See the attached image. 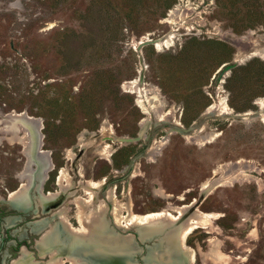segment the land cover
<instances>
[{"label":"rangeland","instance_id":"obj_1","mask_svg":"<svg viewBox=\"0 0 264 264\" xmlns=\"http://www.w3.org/2000/svg\"><path fill=\"white\" fill-rule=\"evenodd\" d=\"M143 127L148 139L117 142ZM40 152L54 164L46 182ZM230 163L237 180L202 193ZM62 172L76 196L62 192ZM99 181L83 211L107 210L89 242L56 214L81 229V185ZM183 206L217 215L185 239L194 264H264V0H0V264H188L172 244L176 220L128 226L133 215L178 219Z\"/></svg>","mask_w":264,"mask_h":264},{"label":"bare ground","instance_id":"obj_2","mask_svg":"<svg viewBox=\"0 0 264 264\" xmlns=\"http://www.w3.org/2000/svg\"><path fill=\"white\" fill-rule=\"evenodd\" d=\"M142 103H140L141 104L140 106H142L143 109L146 111V108L147 107L145 108ZM153 105H155V104H153ZM147 110H148V108H147ZM213 111H215V110L210 109L208 112L210 114ZM154 112H155V114H158L159 113L158 107H156L154 109ZM10 117L11 118H15V121H12V122L20 121L19 119H24L25 120V115H15V114H12ZM32 123L37 126V127H35V128H38L37 131L41 129L40 124H39V121L34 120V121H32ZM16 130H18V129L16 128ZM26 135H29V134L26 132ZM39 139H41V136H40ZM203 139L204 140H207V137H205ZM26 140H25V138L22 140V144L23 145L25 144L24 141H26ZM41 145L44 146V143L43 144H39V146H41ZM159 149L160 148L157 149L155 147L151 148L149 157L153 158L154 156H156L157 154H159ZM38 155L40 157H45L43 182H46L47 181V177H48V173L52 172L53 169H54V164L51 161L50 153L49 152H40ZM70 158H72V155H71ZM237 165L240 166L241 164L240 163L239 164L230 163V164H226V165H223L222 167H220L219 170L217 171L221 175L220 178H218L214 183H212V180L211 181L208 180L207 182H205V184L203 185L202 190H201L202 193L209 192L212 189V187L215 186V185H217V184H222V183H225V185L233 184V182H235L237 180V176H238V173H239L238 170H237V169H239V166H238L237 169H235V166H237ZM28 170H29V164H27L26 168L24 169V171L20 175V178L22 180H24V181H26L28 179L27 178L28 177V172H29ZM59 178H60L59 185L62 188V192L71 191L69 193H71L72 195H74L75 192H76V190H75L76 188H73L72 189V187H73L72 186L73 185L72 182L73 181L72 182L69 181L68 178H67V175L64 172H62L60 174V177ZM81 186H82L81 188H83L84 193H86V195L88 197L90 196V201L89 200H86L85 201V200H82L81 198L80 199L78 198L79 200H77L78 201L77 204H79V206L81 208L80 215L78 217L80 219L79 221H80L81 229H75V228H73L68 223V220H67L68 218L66 217L67 214H66V211L64 209L61 210L60 212H58V214H56V215L57 216L59 215V219L61 221L60 223L64 224V226H66V229L70 231V234L74 235L77 238L80 237V239L88 238L89 237V239H90L89 242H91V239H95V240L97 239V235H96L95 228H94L93 225H95L97 222H100V224H101L102 219H103V212L107 210V200L105 202L103 201L99 206H96L95 205L96 207L93 210H91L89 212V214L85 213V211H83V210H85L84 206L86 207L87 205L88 206L89 205H92L94 199L97 198V194L99 193V191H101L102 188L105 186V182L104 181H99V182H96V183L84 182V183H82ZM26 189H27V185L24 183L22 185V187L17 192L12 193L10 195V201L15 202L16 199L21 198L23 196L24 192L26 191ZM62 192L61 193L60 192L50 193L49 195H46V197L52 198L53 200H57L59 202L61 200V198L63 197V193ZM74 196H76V195H74ZM108 199L110 201H113L114 202V209H113L112 212H113V215L116 218V220H115L116 221L115 224L117 226L116 229L117 228L118 229L119 228H123L122 226H120V224H121V217H120L121 207H119V205L117 203V195H116V193L114 191H111L110 193L108 192ZM76 202H75V204H76ZM189 208L190 207H188V206H183V207L177 208L175 210V212H177L178 215H179V218L178 219H176V217H173L172 215H170L168 213L169 211L168 212H162V213H153V214H149L147 216L133 215V217L130 219V222H129V225L128 226L129 227H137V228H140V229H144V228L145 229H147V228L152 229L155 226L164 225V224H167V223H172V222H174L176 220L177 223L174 224L173 227L171 228L172 229V233L175 236L174 239H173V241H172V244H174V246H176V247H178L180 249V252L182 253V256L186 257V260H187L186 262L188 264H194L195 263V261H194V252L185 245V239H186L187 235L189 234V232L191 230H193L195 228H198V227H203L205 221L208 218L215 219L217 217V215L216 214L204 215L201 211H199L197 209L195 211L194 210L193 211H190ZM130 230H132V229H130ZM51 232H52V229H50L43 236V238L48 237L47 235L51 234ZM99 238H101V236ZM42 240H44V239H42ZM130 241L132 242L133 239L131 240V239L128 238L126 242H128V244H129ZM117 242H120V239ZM106 245L113 246L112 244H109L108 243V239L106 241ZM57 250H58L57 248L53 250V252L51 253V257H54L56 255V251ZM120 250H122V249H120ZM96 251H97V249H96ZM80 254H82V253H80ZM121 254H123V252L120 253V255ZM91 255H89V256H91ZM24 256H25V252L23 251V257L21 256L18 260L14 261V263L20 262L24 258ZM76 256H77V254H76ZM68 261L71 264H77V262L74 261V260L69 259ZM57 262L58 263H54V264H66L67 263L65 259L59 260Z\"/></svg>","mask_w":264,"mask_h":264},{"label":"water","instance_id":"obj_3","mask_svg":"<svg viewBox=\"0 0 264 264\" xmlns=\"http://www.w3.org/2000/svg\"><path fill=\"white\" fill-rule=\"evenodd\" d=\"M150 43H153L155 45L156 42H150ZM232 68L233 67H231V66H225V65L222 66V68L219 70L218 73H220V71H222V69H224V70L219 75V79H223V74L225 72L231 70ZM143 78L144 77L142 74V76H141L142 84L141 85H143ZM192 129H193V126L190 127L189 129H186L185 127H181L180 129H177L174 127L172 130L183 132L185 134L186 132H190ZM174 131H172V132H174ZM145 139H148V136L145 134V128L143 127L136 137H119V138H117V142H119L120 144H136V143H139ZM41 144H43V142Z\"/></svg>","mask_w":264,"mask_h":264},{"label":"flooded vegetation","instance_id":"obj_4","mask_svg":"<svg viewBox=\"0 0 264 264\" xmlns=\"http://www.w3.org/2000/svg\"><path fill=\"white\" fill-rule=\"evenodd\" d=\"M65 159H66V157H65ZM192 191L190 190V191H188L187 193H191ZM169 198H172L171 196H168ZM173 198H175V197H173ZM187 200V198L186 199H184V198H180V197H178V201H182V202H185ZM8 202L9 203H11L10 202V200H9V198H8ZM199 203L201 204V202L199 201ZM199 204V205H200ZM29 207V206H28ZM23 210H24V208H23ZM28 210V209H27ZM176 209H174V211H175ZM13 220H15V219H12V218H10V219H8V221H9V224H12V221Z\"/></svg>","mask_w":264,"mask_h":264},{"label":"crops","instance_id":"obj_5","mask_svg":"<svg viewBox=\"0 0 264 264\" xmlns=\"http://www.w3.org/2000/svg\"><path fill=\"white\" fill-rule=\"evenodd\" d=\"M163 257H165L166 256V254H165V252L163 253V255H162ZM167 257H168V255H167Z\"/></svg>","mask_w":264,"mask_h":264}]
</instances>
